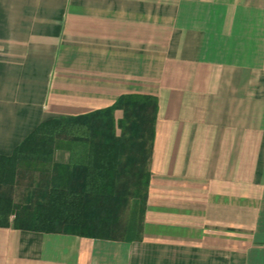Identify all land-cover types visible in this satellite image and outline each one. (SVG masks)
Wrapping results in <instances>:
<instances>
[{
    "label": "crops",
    "instance_id": "crops-1",
    "mask_svg": "<svg viewBox=\"0 0 264 264\" xmlns=\"http://www.w3.org/2000/svg\"><path fill=\"white\" fill-rule=\"evenodd\" d=\"M125 94L156 98L141 237L0 226V264H264V0H0V155Z\"/></svg>",
    "mask_w": 264,
    "mask_h": 264
},
{
    "label": "trees",
    "instance_id": "trees-1",
    "mask_svg": "<svg viewBox=\"0 0 264 264\" xmlns=\"http://www.w3.org/2000/svg\"><path fill=\"white\" fill-rule=\"evenodd\" d=\"M117 108L123 114L115 120ZM155 111L154 96L125 94L106 108L40 122L10 155H0V226L139 239ZM61 147L67 164L53 161Z\"/></svg>",
    "mask_w": 264,
    "mask_h": 264
},
{
    "label": "rangeland",
    "instance_id": "rangeland-1",
    "mask_svg": "<svg viewBox=\"0 0 264 264\" xmlns=\"http://www.w3.org/2000/svg\"><path fill=\"white\" fill-rule=\"evenodd\" d=\"M23 191H24L23 186L16 189V191L12 194V195H14L15 200H21L22 199Z\"/></svg>",
    "mask_w": 264,
    "mask_h": 264
}]
</instances>
